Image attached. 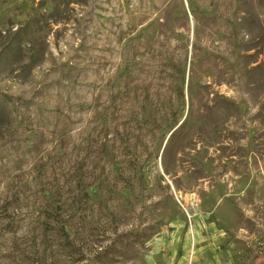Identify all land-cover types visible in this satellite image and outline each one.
Segmentation results:
<instances>
[{
    "label": "rangeland",
    "instance_id": "rangeland-1",
    "mask_svg": "<svg viewBox=\"0 0 264 264\" xmlns=\"http://www.w3.org/2000/svg\"><path fill=\"white\" fill-rule=\"evenodd\" d=\"M0 264H264V0H0Z\"/></svg>",
    "mask_w": 264,
    "mask_h": 264
}]
</instances>
